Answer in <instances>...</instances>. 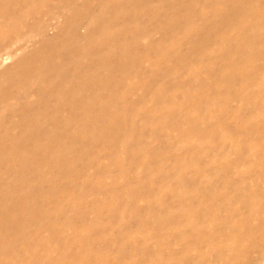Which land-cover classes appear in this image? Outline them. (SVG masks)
<instances>
[{
  "label": "rangeland",
  "instance_id": "1",
  "mask_svg": "<svg viewBox=\"0 0 264 264\" xmlns=\"http://www.w3.org/2000/svg\"><path fill=\"white\" fill-rule=\"evenodd\" d=\"M234 31L246 39L242 50ZM240 58L249 84L222 78ZM258 81L264 0H0V264L21 260L19 248L27 264H264ZM243 85L255 87L249 96ZM213 95V119L189 126ZM27 114L38 137L22 123ZM208 121L219 128L208 131ZM19 140L38 174L21 168ZM27 196L35 214L22 204ZM191 206L231 222L207 225ZM204 226L216 244L199 235Z\"/></svg>",
  "mask_w": 264,
  "mask_h": 264
},
{
  "label": "bare ground",
  "instance_id": "2",
  "mask_svg": "<svg viewBox=\"0 0 264 264\" xmlns=\"http://www.w3.org/2000/svg\"><path fill=\"white\" fill-rule=\"evenodd\" d=\"M216 1V0H215ZM224 1V0H223ZM232 2L234 1V0H231ZM237 1V0H236ZM233 8H235V6H232ZM252 9V8H251ZM214 10H219V11H221V9L219 8V7H216ZM250 11V10H249ZM252 11V10H251ZM254 13H255V11H254ZM253 13V14H254ZM236 14V13H235ZM238 14V13H237ZM258 14V13H257ZM255 15H256V13H255ZM234 16V15H233ZM227 20V19H226ZM231 20V19H230ZM259 20V19H258ZM228 23H230L229 22V20L227 21ZM231 26H232V23H231ZM241 26V25H240ZM235 27V26H234ZM237 27V29H238V25L236 26ZM230 28V27H229ZM232 28V27H231ZM233 31V30H232ZM231 31V32H232ZM235 31H237V30H235ZM234 31V33H236L237 35H238V33L237 32H235ZM233 34V33H232ZM243 34V33H242ZM233 35H235V34H233ZM236 36V35H235ZM239 36V35H238ZM241 36V35H240ZM239 36V37H240ZM244 36V35H243ZM236 38H237V36H236ZM239 40V42L241 43V44H239V46L240 47H237L238 49L237 50H239L240 48H241V50H242V48L243 47H245L244 46V44H245V42H244V40H246L244 37H240V39H238ZM238 40H236V42H238ZM246 45V44H245ZM237 46V45H236ZM260 47L262 46V45H259ZM258 47V46H257ZM259 48V47H258ZM214 51L215 52H217V50H215L214 49ZM236 51V50H235ZM236 55H237V53H235ZM229 57V56H228ZM232 57H235V55H233ZM2 58H4L3 56H2ZM1 58V59H2ZM7 59V58H6ZM251 59V58H250ZM227 60V59H226ZM234 60V59H233ZM233 60H232V58H231V62H233ZM242 60H244V59H242ZM240 61H241V58H240ZM4 62V61H3ZM238 63H239V60H238ZM237 63V64H238ZM248 60H244V61H241L237 66H235V67H232L231 66V68H229V69H232L231 71L229 70V69H226V70H223L221 73H222V78H227V79H229L230 77L229 76H231L232 74L234 75H236V76H239V78L241 77H243V78H246V72H248L247 71V68H248ZM252 63V62H251ZM223 64V63H222ZM194 66V68L192 69V70H198L199 68H200V64L199 65H193ZM235 70L237 71V73H235ZM234 75V76H235ZM247 76H248V74H247ZM163 77H165V76H163ZM232 77V76H231ZM221 78V79H222ZM250 78V77H249ZM256 79V78H255ZM246 82H247V84H249V80L246 78ZM253 81H254V79H252ZM256 81V83H254V85L256 84L257 85V80H255ZM244 82V81H243ZM251 82V81H250ZM259 82V81H258ZM115 83H116V86H117V84L118 83H120V82H116V81H114V84H113V86H114V89H116V88H118V87H116L115 86ZM230 83H231V81H230ZM253 83V82H252ZM260 84H261V90H263L264 89V81H262V83L261 82H259ZM258 83V84H259ZM230 85V84H229ZM232 85V84H231ZM252 86V88L254 87L253 85H251ZM263 86V87H262ZM227 87H228V85H227ZM239 87V86H238ZM246 87H247V85H246ZM244 85H243V88L241 89L240 88V93H242V94H244V95H248V91L250 92V90L252 89H250V88H246ZM217 88V87H216ZM215 88V89H216ZM234 88H236V87H234ZM255 88V87H254ZM260 88V87H259ZM229 89V88H228ZM227 89V90H228ZM218 90V89H217ZM236 90V92H237V90H239L238 88L237 89H235ZM235 90H234V92H235ZM105 91H107V90H105ZM219 91V90H218ZM229 91V90H228ZM232 91V90H231ZM182 93V95H189L190 93H188L187 91L186 92H184V91H182V92H180V94ZM238 93V92H237ZM239 93V94H240ZM160 94V90H156L155 91V93H154V96L153 97H156V96H158ZM197 94H199V93H197ZM197 94H192V95H190V97L191 98H196L195 100H197V98H199L198 97V95ZM199 95H201V94H199ZM217 96H218V94H216ZM172 96H173V94H172ZM175 96V95H174ZM173 96V97H174ZM177 96V95H176ZM175 96V97H176ZM237 96V95H236ZM239 96V95H238ZM249 96V95H248ZM174 97V98H175ZM219 97V96H218ZM241 97H242V95H241ZM208 98V97H207ZM215 99V96L213 95V97L207 102V103H205L204 102V104L202 105V108L201 109H203L201 112H197V114H191V116H190V118L188 119V124H189V126L191 125V126H193L194 125V127H197V126H195V124H194V122L196 123V122H200L198 125H200V129L202 128V124H204V121H203V119L205 118V115H208L209 116V118H210V120L211 119H213V115H214V112L211 110V106H213L214 105V102H212V101H215L214 100ZM215 102H217V101H215ZM262 102H263V104H264V101L262 100ZM203 103V102H202ZM200 104H201V102H200ZM126 104H120L118 107H115V106H106L105 107V110L106 109H111V108H113V109H115V110H117L118 108L119 109H124V108H126L127 106H125ZM196 105V104H195ZM79 105H75L74 104V106L72 105V111H78L79 109H80V107H78ZM200 106V105H199ZM264 106V105H263ZM84 107H86V106H84ZM162 107V106H161ZM82 108V107H81ZM162 108H166V106H163ZM214 108V107H213ZM139 112H141L140 110H142V109H137ZM220 113V112H219ZM106 114H109V113H105L104 114V116H103V118H106V120H108V115H106ZM26 116V122L24 121V122H22V123H25L27 126H26V128L25 129H27L28 130V132L30 133V135H37L36 137H38V132L40 131V128L39 127H37V125H36V120H37V118H34V117H31L30 118V116L27 114V115H25ZM187 117H188V115H187ZM110 118V117H109ZM184 119V118H183ZM206 119V118H205ZM207 120H208V118H207ZM186 121V120H185ZM214 120H212V122H213ZM206 122V121H205ZM209 122V124H211L210 123V121H208ZM217 123V122H216ZM206 124H208V123H206ZM205 124V125H206ZM213 124H214V122H213ZM220 124V123H219ZM217 125V126H221L222 127V125ZM188 126V127H189ZM211 126V128H207V130L208 131H212V130H216L217 128H219V127H215L216 126V124H215V126L214 125H210ZM214 126V127H213ZM220 127V128H221ZM189 128H191V127H189ZM206 128V127H205ZM222 129H223V127H222ZM203 130V129H202ZM225 130V128L223 129V131ZM189 131H190V129H189ZM227 131V130H226ZM193 132V131H192ZM195 132H197V131H195ZM199 133V132H198ZM206 133V132H205ZM218 133V132H217ZM188 134V135H187ZM190 135V133L188 132V133H185V134H183L182 136H183V144H184V147H186L187 146V142H188V136ZM226 135V134H225ZM223 137V136H222ZM225 138V137H224ZM28 138H25V140L26 141H28L27 140ZM30 139V138H29ZM233 140H234V138H232ZM30 140H32V139H30ZM207 140H209V139H207ZM228 140V139H227ZM26 141H23V140H19L17 143H18V146H17V149L19 150V154L21 155V168L24 170V171H26L28 168L29 169H31L32 170V172L34 173V175H35V173H39L38 171H39V167L37 168V167H31L32 165H30V162H29V160H28V158L29 157H31V156H27L26 155V153H25V146H26ZM29 142V141H28ZM14 144V143H13ZM45 144V142H42V141H39V144H38V148H36L35 149V151H34V156L35 157H37V156H39V155H41V153H42V151L41 150H39V149H41V147L43 146ZM220 144V143H219ZM224 144V143H223ZM15 145V144H14ZM216 145V144H215ZM143 146V145H142ZM141 146V147H142ZM43 148V147H42ZM142 149V148H141ZM17 150V151H18ZM140 152H141V150H140ZM201 152V151H200ZM202 152H204L203 150H202ZM205 154V153H204ZM201 155V154H200ZM47 156V155H46ZM203 157V156H202ZM41 158H43V157H41ZM144 160H141V162H140V164H141V166H144L145 164H144ZM158 162V161H157ZM30 166V167H29ZM164 166V165H163ZM163 166H160L159 165V169L160 168H162ZM145 167V169H146V171H147V166H144ZM19 170H20V168H18ZM143 169V168H142ZM141 169V170H142ZM164 170H165V168H163ZM162 169V170H163ZM158 170V169H157ZM156 170V171H157ZM181 170V169H180ZM145 171V170H144ZM145 171V172H146ZM194 171H196V170H194ZM158 172H159V170H158ZM161 172V171H160ZM184 172V171H183ZM182 171H181V173H183ZM200 172H201V170H200ZM195 173V172H194ZM198 173V172H197ZM263 173V172H262ZM196 174V173H195ZM201 175H202V173H200ZM261 174V173H260ZM33 175V176H34ZM177 176H179L178 175V173H177ZM180 176H182V175H180ZM57 177V176H56ZM199 178H200V176H199ZM204 178V177H203ZM201 179H202V177H201ZM206 179V178H205ZM204 179V180H205ZM56 180V179H55ZM58 180H59V178H58ZM57 181V180H56ZM50 182V181H49ZM166 181L164 180V183H165ZM148 183V182H147ZM207 183V182H206ZM204 185V184H203ZM167 186H168V184H167ZM111 188V187H110ZM167 188V187H166ZM107 189V188H106ZM164 189V188H163ZM175 190V189H174ZM170 191V189L168 190H166V192H168V193H170L169 192ZM108 192H109V189H108ZM210 192H212V191H210ZM209 192V193H210ZM172 193V192H171ZM208 193V192H207ZM210 195V194H209ZM149 197V196H148ZM152 197H153V195H152ZM152 197H150V198H152ZM214 197V196H213ZM24 198V200L22 201V204H23V202H24V204L23 205H26V207H28L29 206V210H31L30 212L31 213H34L33 211H35L36 210V208H37V203H34L33 202V196H32V198L30 199V197H29V199H28V196L27 197H23ZM254 198V197H253ZM148 199V198H147ZM177 199H178V197H177ZM208 199V198H207ZM206 199V200H207ZM205 200V201H206ZM41 201V200H40ZM42 202V201H41ZM210 203V202H209ZM214 203V202H213ZM213 203H211V205L213 204ZM116 204V203H115ZM177 204V203H176ZM200 204H202V203H200ZM178 205V204H177ZM196 205V204H195ZM203 205V204H202ZM114 206V205H113ZM184 206V205H183ZM206 206V205H205ZM8 207H10V206H8ZM179 207V206H178ZM185 208V207H184ZM195 208V207H194ZM215 208V207H214ZM9 209V208H8ZM183 209V208H182ZM191 209H192V206H191ZM204 209V208H203ZM207 209V208H206ZM209 209V208H208ZM20 210H22L23 211V209H22V207H21V209ZM2 211H4V209L2 210ZM7 211V210H6ZM181 211H185L184 213H186V210H181ZM217 211H219L218 209H217ZM36 212V211H35ZM189 212V211H188ZM192 212H193V215L195 216H201L204 220L206 219L207 220V225H212V224H214V226L215 225H218L219 224V226H220V223H226V221H227V219L226 218H228V220H229V217H226L225 219H223V217H217L216 215H214V217H208V218H205V214L204 215H201L199 212V208H195V209H192ZM213 212V211H212ZM207 213H208V211H207ZM214 213H216V212H214ZM1 214V213H0ZM35 214V213H34ZM180 214V213H179ZM192 214V213H191ZM6 218H4V228H6V229H8V230H10V228H11V226H12V222H14L13 220H11L9 217H7L8 215L4 212V214H3ZM167 215V214H166ZM165 215V216H166ZM187 215H189V214H187ZM209 215V214H208ZM213 215V214H212ZM171 216V215H170ZM204 216V217H203ZM227 216V215H226ZM151 217V216H150ZM160 217H161V220H162V217L163 216H161L160 215ZM200 217V218H201ZM207 217V216H206ZM165 219V218H164ZM189 220H190V218H188ZM160 220V221H161ZM169 220V219H168ZM167 221V220H166ZM183 221V220H182ZM16 222L17 221H15V225H16ZM20 222V221H19ZM18 222V223H19ZM159 222V221H158ZM231 221H227V224H229ZM21 223V222H20ZM156 223V222H155ZM160 223V222H159ZM161 223H163V222H161ZM205 223V222H204ZM233 223V222H232ZM14 224V223H13ZM203 224V223H202ZM235 224V223H234ZM19 225V224H18ZM224 226H225V224H223ZM1 226V225H0ZM17 226V225H16ZM22 226V225H21ZM135 226V225H134ZM195 226V225H194ZM197 226V225H196ZM232 226V225H231ZM19 227V226H18ZM129 227V226H128ZM136 227V226H135ZM135 227H134V229H135ZM180 227V226H179ZM205 228L203 229L202 227H199L198 228V232L200 231V232H202V234H200L199 233V235L201 236V237H206L207 235V237H208V240H210V245L212 244V245H214V244H216L217 242H218V239H217V234L215 233V231L213 232L212 230H215V229H208L206 226H204ZM172 229V228H171ZM85 230V229H84ZM83 230V231H84ZM87 230V229H86ZM128 230V229H127ZM181 230V229H180ZM183 230V229H182ZM140 231V230H139ZM173 231V230H172ZM172 231H169L170 233H172V235H173V232ZM177 231V230H176ZM85 232V231H84ZM178 232V231H177ZM179 232H182V231H179ZM179 232H178V234H179ZM191 232V231H190ZM138 233V232H137ZM79 234V233H78ZM78 234H76V236L78 235ZM141 234V233H140ZM181 234V233H180ZM185 234V233H184ZM188 234V233H187ZM190 234V233H189ZM23 235H24V231L22 232V237H23ZM182 235V234H181ZM181 235H180V239H181ZM196 235H197V233H196ZM205 235V236H204ZM4 236V235H3ZM78 236H80V235H78ZM128 236V235H127ZM141 236V235H140ZM169 236V235H168ZM171 236V235H170ZM183 236V235H182ZM185 236V235H184ZM61 237V236H60ZM5 237H2V236H0V243H2L1 245H3V242H4V239ZM99 237L97 236V239H98ZM175 238V237H174ZM196 240V239H195ZM198 240L199 239H197L196 241L198 242ZM206 240V239H205ZM235 240V239H234ZM77 241V243L78 242H80V239L79 240H76ZM145 241V240H144ZM143 241V242H144ZM194 241V240H193ZM124 242V241H123ZM192 242V241H191ZM231 242V241H230ZM234 242V241H233ZM126 243H127V241H126ZM190 243V242H189ZM229 243V242H228ZM227 242H226V244H228ZM144 244V243H143ZM190 245L192 246L193 244H191L190 243ZM195 245V244H194ZM198 245V244H197ZM231 245V244H230ZM229 245V246H230ZM136 246V245H135ZM196 246V245H195ZM195 246H192V247H195ZM223 246V245H222ZM228 246V247H229ZM154 247V246H153ZM188 247H190V246H188ZM227 247V248H228ZM142 248V247H141ZM226 248V247H225ZM226 248V249H227ZM133 249H134V247H133ZM143 249V248H142ZM153 249V248H152ZM194 249V248H193ZM19 253L21 252V260L20 259H18V260H13V261H6V263L7 264H27L26 262H25V260H23L22 259V256H23V254L25 253L24 251H21V249L19 248ZM33 250H35V249H33ZM157 250V249H156ZM131 251V253H132V249L130 250ZM129 251V252H130ZM143 251V250H142ZM187 251V250H186ZM87 252H88V250H87ZM146 252V251H145ZM153 252H154V249H153ZM141 253V252H140ZM139 254V253H138ZM130 255V254H129ZM148 255V254H147ZM157 255V254H156ZM172 255H174V254H172ZM176 255V254H175ZM174 255V256H175ZM201 255V254H200ZM26 256V255H25ZM132 256H133V254H132ZM140 256V255H139ZM149 256V255H148ZM170 256V255H169ZM196 256H197V254H196ZM142 257H144V256H142ZM151 257V256H150ZM157 257V256H156ZM195 257V256H194ZM42 258H45V257H42ZM145 258V257H144ZM153 258V257H152ZM155 258V257H154ZM196 258V257H195ZM61 259V262H62V258H60ZM78 259V258H77ZM141 259V258H140ZM199 259H201V258H199L198 257V259L195 261L194 260V258H193V260H192V262L193 261H195V263L197 262L198 263V260ZM202 259H203V257H202ZM201 259V260H202ZM144 260V259H143ZM143 260H142V262H143ZM175 260V259H174ZM201 260H199V261H201ZM131 261V260H130ZM139 261H141V260H139ZM145 261V260H144ZM155 261H156V259H155ZM203 261V260H202ZM222 261H224V260H222ZM60 262V263H61ZM77 262H79L78 264H90L89 263V261H85L84 260V258L82 257V258H80V259H78V261ZM85 262V263H84ZM103 262V261H102ZM101 262V263H102ZM76 263V262H75ZM145 263H146V261H145ZM187 263V262H186ZM196 263V264H197ZM200 263V262H199ZM104 264V263H103ZM137 264V263H136ZM143 264H144V262H143Z\"/></svg>",
  "mask_w": 264,
  "mask_h": 264
}]
</instances>
